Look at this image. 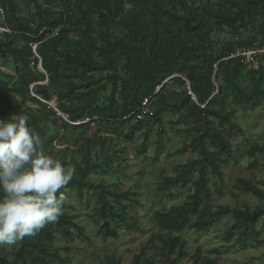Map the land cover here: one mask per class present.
<instances>
[{"label": "trees", "instance_id": "trees-1", "mask_svg": "<svg viewBox=\"0 0 264 264\" xmlns=\"http://www.w3.org/2000/svg\"><path fill=\"white\" fill-rule=\"evenodd\" d=\"M20 1L0 0L3 13L0 28L8 31L0 32V59L10 61L18 76L17 93L36 105L37 111L21 110L8 98L6 107L0 109V118L8 120L7 116L14 110L28 115L29 126L39 135L48 154L52 155L57 138L49 135L43 121L53 124L60 121L61 130L66 131L89 128L91 123L116 126L118 130L130 126L131 135L127 139L136 130L147 134L142 150L154 124L163 131L162 116L166 111L181 115L191 124L193 136L177 153L184 155L191 151L198 159L180 166L175 177L163 179L158 192L165 193L179 185L185 187L196 176L193 190L182 206L153 215L156 232L144 247L159 246L156 255L165 264H183L181 259L187 251L178 235L205 231L208 224L200 216L226 189L224 162L220 158L231 157L230 139L242 131L234 121L237 109L254 110L264 103V59L257 70H248L240 58L228 59L237 49L255 44L264 47V26L263 38L255 35L245 43H230L220 53L215 51L212 33L225 29L237 32L240 27L264 20V0H168L169 5L159 0H24L27 7L34 8L28 19L21 16ZM170 5L180 12L170 10ZM56 29L58 35L50 38ZM33 46L47 74L46 85H41L46 76L36 70L39 60ZM122 62L119 72L118 65ZM102 72L106 76L98 78L96 75ZM174 76L178 77L163 86ZM13 77L0 70V87ZM215 80L220 85L218 94ZM31 86V93L44 102L55 96L58 111L71 124L85 120L90 124L77 127L64 122L47 104L30 96ZM103 86L109 88L105 103H101ZM174 86L176 91H171ZM160 87L162 90L156 94ZM147 99L151 101L149 115L139 121L129 118ZM51 103L54 104V99ZM95 117L98 119L94 120ZM150 117L152 124L145 125L144 120ZM157 137L156 144L161 149V133ZM81 139L77 153H83V159L74 161L76 176L60 191L67 197L64 191L69 190L81 201L89 196L94 201L89 219L101 222L99 237L116 239L117 226L131 229L129 209L139 203L137 194L132 190L121 192L114 184L93 182L89 177L99 169L91 160L96 142L83 134ZM262 152L264 145L254 144L250 158ZM255 167L256 162H252L250 168ZM235 190L253 196L260 204L253 210L221 207L211 220L216 222L230 215L231 225L224 241L232 242L240 250H255L264 245L261 229L264 192L245 179L237 180ZM66 208L65 202L57 222L8 244L14 248L13 254L10 258L0 257V264H66V259L54 250L56 234L72 235L74 229L86 239L83 228L73 222ZM188 253L195 264H218L216 257L203 260L197 258L193 249ZM144 254L142 251L136 256L133 264H152L143 258ZM217 255L218 251H214L213 256ZM104 264H121V261L107 256Z\"/></svg>", "mask_w": 264, "mask_h": 264}, {"label": "rangeland", "instance_id": "rangeland-1", "mask_svg": "<svg viewBox=\"0 0 264 264\" xmlns=\"http://www.w3.org/2000/svg\"><path fill=\"white\" fill-rule=\"evenodd\" d=\"M163 5H169L168 0H159ZM22 7L21 16L30 18L34 12V8L26 6L24 0L20 1ZM129 8V7H127ZM170 10L177 13L179 9H175L170 5ZM1 17L3 16L0 10ZM264 20L258 19L253 25L240 27L237 32H232L229 29L223 31L215 30L212 33V40L215 45V51L220 53L223 48L230 43H245L251 37L257 36L263 38ZM0 32H7L6 29H1ZM120 36L119 34H116ZM97 38V35H93ZM252 47L261 48L257 44ZM251 48V47H250ZM247 49V48H242ZM242 49H237V52ZM34 55L40 61L36 52V46H33ZM264 56L260 58L259 63L263 64ZM123 62L118 65L119 72L122 71ZM0 70L6 74L13 75L11 81H7L0 87V109L6 106V100L9 98L15 104L20 106L21 110L30 112L37 111V106L29 101L24 95L17 93L16 83L18 76L14 73L10 61L0 59ZM37 72L42 73L39 63ZM106 76L105 72L96 75ZM42 84H46L45 82ZM41 84V85H42ZM30 96L38 98L31 93ZM102 91L101 103H105L108 97L109 88L104 86L100 88ZM162 90L160 87L158 93ZM176 91L175 86L171 87V91ZM41 100L40 98H38ZM54 99L55 107L58 102L55 96L51 97L48 102V108ZM42 103L43 100H41ZM45 104V103H44ZM52 104V105H54ZM46 105V104H45ZM152 111L154 104L151 106ZM13 114H19L16 110L12 111L7 117L10 118ZM62 118V117H58ZM98 119L95 117L94 120ZM147 118L144 124H152V120ZM2 120V118H0ZM52 120V119H50ZM54 120V119H53ZM62 120L66 122L63 118ZM57 121V120H55ZM237 125L241 128V133L236 134L230 139L232 145L231 157L222 156L220 158L222 171L224 173V184L226 189L222 196L216 197L210 204L209 209H204L200 219L208 224L205 231L195 233L194 231H186L178 238L184 243L185 251L194 250L197 258L206 259L216 257L218 264H264V245L255 250H240L232 246V242L224 241L225 232L231 225V216H224L216 222H212L211 218L216 216L221 207L230 209L253 210L260 204V201L248 194H239L235 190V185L238 179H245L258 185L264 192V152L257 154L256 157L250 158V150L254 144L264 145V103L256 107L254 110L237 109V114L234 119ZM88 124H90L88 122ZM163 131H160L157 124L153 125V129L149 133L148 142L143 148L144 136L147 135L143 131L136 130L133 132L131 139L125 138L130 136V126H126L123 130H118L116 126H109L97 123H91L89 128L79 130H61L60 121L56 124L43 121L46 129L51 133L50 136L55 137L54 150L52 156L61 160L66 167H75L74 161L81 162L83 153H77L83 141L82 134L85 138H90L95 141V147L91 150L92 164L99 166L90 175L93 182H104L106 184H114L121 192L132 190L136 192V200L139 202L129 209V226L131 229H126L125 226H117L118 237L116 239L109 238L103 240L98 235V228L101 224L99 220L89 219L94 207V201L86 196L82 201L77 196L69 191L66 193V211L73 218V222L84 230V237L78 235V231L72 229V235L58 233L54 240V250L59 251L66 259V264H104L107 256H115L121 261V264H133V259L142 251H145L143 258L149 260L152 264H165L160 261L158 252L159 246H152L144 249L151 235L156 232L153 225V215L156 212H166L173 207H179L184 204L186 198L193 190L192 182L196 180V176L192 181L188 182L185 187L176 186L165 193H159L158 187L163 179L173 178L177 175L180 166L184 165L188 160L198 159L196 153L191 151L184 155H179L177 152L188 143L193 136V132L181 115L171 114L166 111L162 116ZM87 125V124H86ZM78 127V125H76ZM85 126V125H84ZM80 126V127H84ZM161 133L160 142L161 149H158L156 144L157 133ZM252 162H256L255 168H250ZM76 176V170L75 175ZM264 221L262 219L261 223ZM261 225L258 226V229ZM264 234V227L261 228ZM68 248L70 251H65ZM14 248L8 244L0 246V257H11ZM218 251L217 256H213V252ZM186 252V254H187ZM181 259L183 264H195L193 259L186 255ZM158 262V263H154Z\"/></svg>", "mask_w": 264, "mask_h": 264}, {"label": "clouds", "instance_id": "clouds-1", "mask_svg": "<svg viewBox=\"0 0 264 264\" xmlns=\"http://www.w3.org/2000/svg\"><path fill=\"white\" fill-rule=\"evenodd\" d=\"M28 120L18 114L0 120V246L57 222L66 202L60 190L75 175L74 166L44 150Z\"/></svg>", "mask_w": 264, "mask_h": 264}, {"label": "built area", "instance_id": "built-area-1", "mask_svg": "<svg viewBox=\"0 0 264 264\" xmlns=\"http://www.w3.org/2000/svg\"><path fill=\"white\" fill-rule=\"evenodd\" d=\"M59 29H56L55 31H53L51 33L50 38H54L58 35ZM264 56V47L261 48H255V47H251V48H247V49H242L239 52H236V54H234L233 56H231L228 59H234V58H240L242 63L246 66V68L248 70H257L259 67V60L261 57ZM150 105H151V101L149 99L144 100V102L142 103L141 108L134 114H132L131 116H129V118L133 117V121H139L142 118H144L145 116L149 115L150 113ZM54 109V113L59 116L62 117L66 122H68L67 117L63 116L58 109L55 107V104L51 106ZM88 120H85L81 123L78 124H71L73 126H84L86 124H88Z\"/></svg>", "mask_w": 264, "mask_h": 264}, {"label": "water", "instance_id": "water-1", "mask_svg": "<svg viewBox=\"0 0 264 264\" xmlns=\"http://www.w3.org/2000/svg\"><path fill=\"white\" fill-rule=\"evenodd\" d=\"M39 66H40V69L42 70V73L46 76L45 83L47 84V83L49 82V80H48V77H47L46 72L44 71V69H43V67H42L41 61H39ZM177 77H178V76H174V77L168 79V80L163 84V86L166 85L170 80H172V79H174V78H177ZM215 83H216V87H217V93H216V94H218V93L220 92V85L216 82V80H215ZM46 84H42V85H46ZM163 86H162V87H163ZM162 87H161V88H162ZM32 88H33V86H32ZM188 89H190L189 84H188ZM156 94H158V90H157ZM37 99H38V98H37ZM38 100H39V99H38ZM40 101H41V100H40ZM194 101H195V98H194ZM43 102H44V101H43ZM44 103L48 105V102H44ZM48 106H49V105H48ZM50 106H52V104H50Z\"/></svg>", "mask_w": 264, "mask_h": 264}]
</instances>
